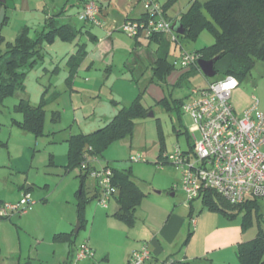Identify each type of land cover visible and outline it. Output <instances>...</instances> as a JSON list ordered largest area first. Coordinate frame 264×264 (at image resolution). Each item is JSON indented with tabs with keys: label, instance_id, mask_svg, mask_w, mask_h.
<instances>
[{
	"label": "rangeland",
	"instance_id": "rangeland-1",
	"mask_svg": "<svg viewBox=\"0 0 264 264\" xmlns=\"http://www.w3.org/2000/svg\"><path fill=\"white\" fill-rule=\"evenodd\" d=\"M159 1L164 2L165 0ZM190 1L176 0L168 13L171 18L170 20L174 21L173 18H175L176 13L184 10ZM71 8L69 5L67 10ZM70 12V15L61 18L60 23L70 22L77 29H80L84 23L78 19L77 14L74 13L75 11L71 9ZM21 17L23 16L15 15L14 19L11 18L10 25L8 24V27L4 30L7 36L6 41H8V36L12 33L13 28L21 24L19 22ZM33 32L32 29V36L34 34ZM118 33L127 39L131 47L136 44L135 40L125 33ZM127 43L124 39L122 41H119V39L116 41L113 53L114 59L111 62L112 74L106 83L103 84V81L98 78L93 79V82L95 84L97 82V89L102 87V92L110 94L112 92L111 95L117 100L123 97L125 100L122 101L121 99V101L125 105H129L141 93L140 101L146 108H149V112L147 117L136 121V126L131 137L115 141L108 146L101 158V164H107L111 169L119 171H130L136 185L143 192L144 197L136 209V221L132 227L125 225L113 216L117 208L115 202H111L109 208L106 209L99 206L96 200L90 201L85 207V216L89 222L85 229L80 230L76 244H81V242L88 244L89 242L94 257L85 261L80 260L77 263L71 262V264H129L126 253L133 243L141 240L139 237L140 229L144 225L145 219L151 218V216L162 219L164 217L163 211L166 208H173L179 205L187 207L185 204V195L181 190V169L167 162L164 157L171 154L174 147H179L183 151L189 149V146L192 144L191 130L193 121L189 115L183 112L179 113L174 105L185 102L186 97L192 89L204 88L207 81L217 80L224 76L230 62L229 55H225L216 61L214 64L216 74L212 78H206L200 70L188 78H183L184 76L182 75L188 69L176 68L165 79L159 80L154 75L152 69V92H150V69L140 81L127 78L126 75H121L123 72L124 55L127 54ZM213 43L214 37L207 30H203L194 40H183L179 38L177 42L171 43L168 62H174L179 53H194ZM154 50L155 46L152 45L149 49V53L152 54V59L155 58ZM98 64L93 68V71L100 70L101 73H105L104 66L99 67ZM62 69L63 67L59 65L56 72L45 73L46 75H43L40 83L43 85H47L48 82L57 83L59 81L58 73ZM81 80L84 82L86 80L87 82L89 78L83 76ZM238 83L239 86L235 92L242 93L245 97H248L251 103L255 98L259 102V109L264 111V63L261 61L256 62L247 79ZM58 88L61 94L56 101L57 103L53 102L45 107L44 136L39 138H34L31 134H25L17 128H14L11 124L12 118H21L20 114L13 112L14 105L19 101L17 96L20 92H17L12 97L5 98L0 103V139L3 141L10 139L9 150L10 154L12 153L9 157L8 149L0 147V194L4 193L7 189L6 183L4 182V178L10 173L7 164H10V162L13 163L17 159L21 160L17 157L16 151H21L23 148V154L27 150V166H31L25 170L27 171L30 182L33 181L36 185L32 193H44L43 185L47 182L49 184L51 208L56 211L58 210L56 206L58 201L64 200L66 196L71 197L70 202L72 205L70 206L73 207L75 195L80 187V179L77 177L79 176L78 170L74 169L71 173L64 176L62 168L59 165L65 163V160L60 154L61 146L64 145L61 139V133L63 131L56 134L51 133V129L55 128V124L50 122L51 111H62L63 109L67 113L63 115L62 124L65 126L72 124L71 127H66V132H68V129H71L72 133L79 132L78 125L71 121L69 110L72 106L69 101V93L68 91H64L63 86L60 88L59 85ZM233 94L231 95V102ZM79 101L80 95H75L77 106L87 110L91 105L88 103V99L83 101L84 103H80ZM150 113L152 117L148 116ZM25 137L31 139L32 143H28ZM52 141L53 143H51ZM50 155H55V162L59 167L49 166ZM136 155H139L142 161L131 162L129 160L130 157ZM14 177L15 175H12L11 181ZM62 177H66V180H63L64 182L56 188L54 184L59 183ZM94 185L93 179L87 176L84 182L86 197L90 198L93 194ZM6 193L8 192L6 191ZM6 197L13 198L11 195H7ZM31 199L36 200V197L33 195ZM215 200L220 207L224 206L225 209H230L229 207H225L227 205L226 202L217 194H215ZM193 206L194 211H196L195 215L198 214V208H201V217L206 219V223H209L205 232L213 231L215 228L219 230L228 229L231 230V234H235L241 240V243H243L254 239L259 228L264 230V197L257 199V206L253 208L251 213V224L245 229L241 225L242 214H239L233 219H228L221 212L207 211L199 199L193 201ZM54 210H49L48 213L53 215L55 214ZM96 210L99 216L94 218V212ZM93 220L94 224L92 226ZM6 221L8 220H0V222ZM3 228L0 230V239L6 240L9 235V229L8 226H4ZM5 240H3V243H6L4 242ZM224 242V239L221 240L223 247L228 246ZM221 252L220 256L218 258L216 257L214 262H210L209 257H202L201 264H240L236 256V248H226L225 250H221Z\"/></svg>",
	"mask_w": 264,
	"mask_h": 264
},
{
	"label": "crops",
	"instance_id": "crops-1",
	"mask_svg": "<svg viewBox=\"0 0 264 264\" xmlns=\"http://www.w3.org/2000/svg\"><path fill=\"white\" fill-rule=\"evenodd\" d=\"M87 1L91 0H4L5 6L2 7H4L5 12L0 24H2L4 20L5 23L2 25L0 32L6 43H12L22 27L27 26L30 30L33 29V31H38L43 27L45 20L49 17L54 16L55 20L60 22L62 17L71 14V9L75 11V14H78ZM92 1H96L100 6V12L96 16L97 24L84 23L80 28V34L72 42H62L56 39L50 45L43 44V59L27 73L23 82L24 90L22 92L18 91L20 94L17 96L18 100L24 99L28 101L30 105L36 106L44 95L46 99L51 98L45 106L47 107L49 104L58 100L61 94L58 88L59 85L60 88H62V86L64 87L63 89L65 92L68 91L69 101L72 106L69 110L71 121L78 125L79 132L72 133L71 129H68V132H66V127L72 126V124L69 126L62 124L63 115L67 113L66 110H53L50 114V122L55 124V128L51 129V133L56 134L63 131L61 133V139L65 146H61L60 154L65 160V163L62 162L63 164L59 165L62 168L64 176L71 173H67L65 170L68 153L67 139L79 133H92L107 124L117 112V107L111 104V101L125 106V104L122 103V101L125 100L123 97L121 101L118 96L117 98L120 100L113 97L111 91V94L102 92V87L97 89V82L95 84L93 79L98 78L103 81V84L106 83L112 74L111 62H113L114 59L113 53L116 41L118 39L119 41L124 39L126 43L128 42L127 39L123 38L118 32L123 33L121 29L126 20H138L143 15L141 0ZM168 1L169 0L160 2L158 0L162 7H165ZM193 1L194 0H191L184 10L176 13L173 19H178L182 13H185ZM198 1L204 2L206 0ZM173 3L165 9L166 16L169 20L171 18L168 13L173 7ZM69 5L72 8L67 10ZM2 7H0V9ZM15 15L23 16L19 21L21 24L13 28L12 33L8 36V41H6L7 36L4 30L8 27L11 18L14 19ZM67 23L70 24V22ZM139 41L140 42L138 44L136 43L133 47H131L129 42L127 43V54L124 55L122 66L123 74L121 73V75H126L127 78L136 79V81H140L149 69L151 70L152 76V64L154 62L152 54L149 53V49L152 45L147 46L145 39H140ZM82 43L85 45L86 54L78 67H76L74 76L68 83L66 80L69 77V59L76 54L78 45ZM3 46L4 44L0 46L2 50L4 49ZM97 63H99V67L104 66L105 73H101L100 70L93 71ZM59 65H61L63 69L58 73L59 81L57 83L48 82L47 85L40 83L43 75H46L45 73L56 72ZM83 76L88 77L89 80L87 82L85 80L84 82L81 80ZM209 82L211 81H207L206 85ZM149 87L150 92H152V83ZM236 90L233 91L234 94L232 93L233 97L231 103L234 111L237 114H242L252 103L251 100L242 93L235 92ZM75 95H80V103H84L83 101L88 99V103L91 104L90 107L85 110L77 106ZM257 109L264 112L259 109V104ZM53 112L59 113V118L55 122L52 120ZM21 119L22 115L21 118H12V126L17 128L13 125V120L20 121ZM17 129L20 130L19 128ZM24 133L29 134L26 132ZM25 138L28 143H32L31 139H28V137ZM0 141L5 143V146L1 148L8 149L10 157L12 154H10L9 150L10 139L4 141L0 139ZM53 141L56 142L55 140ZM53 141L51 143H53ZM16 154L21 160L17 159V161L15 160L13 163L10 162V164H7L8 166L6 165L11 177L7 175L4 178L7 189L4 193L0 194V205L3 203L18 202L25 195H29L30 198L34 195L36 200H33L35 203L28 207L25 214H13L7 219L8 221L0 222L1 229H4V226H8L9 229L7 239H0V264H66L69 251L73 249L75 253L77 248L83 244L82 242L81 244H76V239L81 229L79 228L78 232L74 234V228L76 222H78L75 205L77 193L75 195L73 207L70 206L72 205L70 202L71 197L66 196L64 200L58 201L56 205L58 207L57 211L52 209L49 184H47V182L43 185L45 190L44 193H32L36 185L33 181L30 182L27 171L25 170L27 167H31L27 166V150L23 154L22 148L21 151H16ZM49 166L59 167L55 162V155L49 156ZM12 175H15V177L11 181ZM63 180H66V177H62L60 182L56 185L54 184V186L58 188L64 182ZM6 191L8 193H6ZM97 194L98 191L94 185V192L90 196V201L96 200L95 197ZM7 195H11L13 198H8L6 197ZM111 202L115 201L112 200ZM185 204L187 207L179 205L173 208H166L163 211L164 217H162V219L155 218V216L145 219L144 225L140 229L139 237L141 240L131 245L126 253L127 258L129 259V255L132 251L141 248L142 245H146L151 252V259L145 264H201L202 257H209L210 262H214L215 258H218L222 253L221 250H225L226 248L235 249L236 246L241 243V240H239L235 234H231V230L228 229L219 230L215 228L213 231L205 232L209 223H206V219L201 217V208H198V214L195 215L196 211H194L193 202L191 205L186 202ZM49 210H54L55 214H49ZM116 211L117 208L115 209V212ZM97 216L99 215H97L96 210L94 212V218H97ZM84 219L85 226L82 229H85L89 222L85 216V211ZM192 219H194V224L191 221ZM93 224L94 220L92 221V226ZM58 234L75 235L74 238L71 237L73 243L56 241L55 236ZM223 239L225 245L228 246L223 247L221 243ZM3 240H5L4 242L6 243H3ZM87 245L91 249L89 242ZM93 257L94 255L83 260H89Z\"/></svg>",
	"mask_w": 264,
	"mask_h": 264
},
{
	"label": "trees",
	"instance_id": "trees-1",
	"mask_svg": "<svg viewBox=\"0 0 264 264\" xmlns=\"http://www.w3.org/2000/svg\"><path fill=\"white\" fill-rule=\"evenodd\" d=\"M175 1L169 0L166 6L162 7L166 18L165 9ZM2 6L5 4L0 2V7ZM174 22L181 25L184 31L183 35H176L177 39L194 40L203 30H207L213 35L214 43L212 45L194 53L198 56V60L205 61L215 58L218 61L223 56L229 55L230 62L226 74L221 78L233 76L238 82H241L247 79L256 62L264 63V0H206L204 2L194 0L187 11L182 13L178 19H174L172 24ZM4 23L5 20L0 24V29ZM80 31L69 23L61 24L52 16L45 20L41 29L33 32V36L27 26L22 27L12 43H6L0 32V46L2 44L5 46L3 50L0 48V103L5 98L14 96L16 92L24 90L23 82L27 73L43 59V44L50 45L56 39L62 42H72L78 37ZM134 40L137 44L140 42V39ZM145 40L147 46H155L152 69L154 75L159 80H163L176 69L172 62H168L171 42L161 33ZM85 54V45L79 44L76 54L68 62L69 77L66 80L68 83L73 78L76 67ZM198 70L196 63L182 76L188 78ZM150 82L152 83V76ZM140 96L141 93L129 105L125 106L111 101V104L117 107V112L107 124L89 134L72 135L66 141L68 153L65 170L69 173L77 169L79 173L77 177L80 179L75 204L80 229L85 226L84 211L91 199L87 198L84 192L87 175L81 172L79 166L85 157L101 159L110 144L132 136L136 121L147 117L149 112V108L141 103ZM187 98L188 96L186 100ZM50 100L51 98L46 99L43 95L36 106L30 105L24 99L19 100L13 111L21 114L22 119L20 121L13 120V125L35 138L43 136L45 106ZM183 104L184 102L174 105L179 113L182 112ZM58 118L59 113L53 112L52 120L55 122ZM3 146L5 143L0 141V147ZM111 171L112 185L117 190L114 196L117 211L113 216L125 225L132 227L136 221V209L144 194L136 185L130 171L116 169H111ZM215 194L217 193L207 191L201 196L200 201L207 211L221 212L228 219L242 214L243 229L251 224V213L257 206V199L239 205H230L217 194L226 202L225 207L230 208L227 210L224 206L217 205ZM189 204L191 205V203ZM71 237L74 238L75 235L58 234L55 236V240L72 244ZM73 254L74 251L71 249L66 264H71ZM236 256L240 264H264V230L259 228L254 239L238 244Z\"/></svg>",
	"mask_w": 264,
	"mask_h": 264
},
{
	"label": "built area",
	"instance_id": "built-area-1",
	"mask_svg": "<svg viewBox=\"0 0 264 264\" xmlns=\"http://www.w3.org/2000/svg\"><path fill=\"white\" fill-rule=\"evenodd\" d=\"M143 15L138 20H126L122 32L133 39H147L155 34H164L168 40L177 42L172 30V21L164 16L158 0H141ZM100 6L96 1L84 3L77 16L83 23L97 24ZM198 62L195 53H179L173 65L189 69ZM239 86L233 76L209 82L204 88L189 92L182 112L193 121L192 144L187 151L174 147L164 158L181 169V190L185 202L201 199L203 193L213 191L230 205L264 197V112L259 111L258 100L242 114H237L231 104V95ZM197 134V135H196ZM131 162L142 161L139 155L131 156ZM97 157H85L79 168L93 179L98 191L96 202L108 208L117 193L112 185V171L101 164ZM35 202L25 195L16 203L0 205V220L13 214L23 215ZM194 224V219L191 220ZM86 243L81 244L71 262L92 257ZM151 259L146 245L129 255V264H145Z\"/></svg>",
	"mask_w": 264,
	"mask_h": 264
},
{
	"label": "water",
	"instance_id": "water-1",
	"mask_svg": "<svg viewBox=\"0 0 264 264\" xmlns=\"http://www.w3.org/2000/svg\"><path fill=\"white\" fill-rule=\"evenodd\" d=\"M1 3L4 5L5 2L4 0H0ZM4 12L5 9L4 7H2L0 9V23L2 21V18L4 16ZM172 30L178 34V35H183V28L181 25H179L178 23L174 22L172 25ZM217 61V58L213 59V60H209V61H205V60H198L197 62V66L200 70V72L206 77V78H212L215 76V70H214V64ZM149 117H152V114L150 113L148 115ZM79 230V224L78 222H76L75 228H74V234H76Z\"/></svg>",
	"mask_w": 264,
	"mask_h": 264
}]
</instances>
